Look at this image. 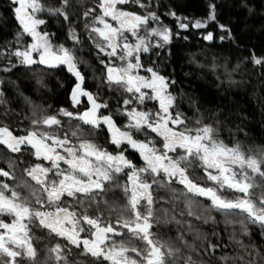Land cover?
Returning <instances> with one entry per match:
<instances>
[{
    "label": "snow or ice",
    "instance_id": "obj_1",
    "mask_svg": "<svg viewBox=\"0 0 264 264\" xmlns=\"http://www.w3.org/2000/svg\"><path fill=\"white\" fill-rule=\"evenodd\" d=\"M11 4L18 28L0 45V73L11 75L19 67L66 69L72 83L70 106L61 104L55 111L17 85V95L31 105L30 124L13 128L0 117V146L11 157L0 166V264H70L76 251L94 258L92 264H264V246L242 238L250 239L249 224L264 235V189L256 195V179L264 178V145L244 147L243 114L217 108L205 117L199 101L177 89L175 69L166 71L169 61L161 62L165 50L175 55L174 40H189L195 32L202 41L215 43L218 37L221 46L228 41L241 48L233 29L220 21L217 0H207L205 15L198 18L173 6L161 14V0H92L80 13L70 11L72 0H58V6L47 0ZM81 17L87 40L79 32ZM53 18L68 25L64 41L56 42L57 33L48 30ZM88 41L99 68L94 90L83 70L90 62L79 54ZM219 59L213 55L207 67L221 85L241 83L234 74L242 65L251 64L264 76V49L258 53L253 47L235 64L228 56L222 63ZM36 83L48 86L39 74ZM8 97L0 78V105H10ZM184 99L190 101L192 118ZM9 110L4 109L5 117ZM225 128L228 139L222 135ZM21 164L30 180L18 184ZM162 178L169 188L183 186L177 199L183 198L185 208L171 220L187 227L174 239L155 230L160 221L154 186L165 183ZM114 188L122 190V200L108 198ZM229 190L240 195H225ZM201 198L211 202L204 213ZM207 209L222 213L226 225L240 224L229 241L242 251L217 256L226 246L216 227L220 221ZM200 221L213 227L194 228ZM33 226L47 236L37 237ZM38 239L48 240L43 261Z\"/></svg>",
    "mask_w": 264,
    "mask_h": 264
},
{
    "label": "trees",
    "instance_id": "obj_2",
    "mask_svg": "<svg viewBox=\"0 0 264 264\" xmlns=\"http://www.w3.org/2000/svg\"><path fill=\"white\" fill-rule=\"evenodd\" d=\"M47 2L52 6H58V0H47ZM91 3V0H72L73 7L70 11L80 13L84 8L90 6ZM161 4V14L165 12L166 7L173 6L178 13L193 18L205 15V9L207 8V0H161ZM217 4L220 21L228 24L233 29L241 48L237 49L235 42L230 44L228 41H225L221 46L218 37L215 43L202 41L199 32L192 30L195 34L191 35L189 40L173 41V52L175 55L169 57L168 52L165 50L164 56L161 57V62L169 61L166 71L172 72L175 69L179 81L177 89L182 90L187 96H191L193 100H198L205 117L209 116L210 112L214 113L217 108L230 109L236 116L243 114L246 117L248 131L247 138L243 135L240 136L244 147L264 145V115H262L264 107L261 106V102L264 101V76L260 75V69H254L251 64L242 65L240 72L234 74V79L241 83L230 86L227 81L221 85L220 80L207 67L212 62L213 55L220 58L217 61L218 63H222L223 58L228 56L231 58L232 64H235L237 59H242L244 56L249 55L253 47L258 53L261 49H264V0H247V6H245V0H217ZM249 7L253 8L254 11L249 12ZM75 19L76 16L74 15L73 20ZM165 19L167 23H174L171 17H166ZM17 28L18 22L14 17L10 0H0V45H4L6 41L11 40ZM67 28V24L61 26L60 20L53 18L50 21L48 30L57 33L58 39L56 42H61L66 38ZM209 30L212 29L210 28ZM79 32L82 33V39L87 40L88 33L84 30L82 17L79 22ZM217 32H219L218 28ZM188 34L185 33V35ZM69 43L71 42L69 41ZM90 43L88 41L79 54L90 62L84 66L83 70L87 73L88 79L95 81L93 79L94 72L98 75L99 68L97 67L98 62L94 59L95 53H89L88 51ZM245 48L247 51L243 50ZM203 49H206V51H202ZM191 53H195V59L205 66L201 67L195 63L190 55ZM36 74L44 76L48 85L46 88L37 85ZM0 78L5 80V86L9 93L8 98L11 101L10 105H0V109L3 112L2 117L12 122L22 121L26 125L29 120L28 117L31 115V105L26 104L23 97L17 95V85L27 96L32 97L36 103L51 105L53 111L61 104L66 107L70 104L66 93L67 88L72 83V78L64 69L46 70L43 67L35 69L19 67L11 75L0 73ZM182 103L184 110L192 118L194 112L189 110L190 101L184 99ZM5 108L10 109L6 117L4 114ZM225 114L227 115L228 113L226 112ZM65 126H67V121H65ZM222 135L226 139L230 138L226 128ZM256 184V195L259 196L261 190L264 189V178L256 179ZM182 188L183 186L179 184H173L171 188L167 187L166 184L158 189L154 187V192L157 195L155 208L160 221L159 227L155 230L160 232L165 239H174L181 227L186 230V225L178 226L171 220L174 214L179 216V210L185 208L183 198L177 199ZM173 189L176 191L174 192ZM224 194L229 197L240 195L231 190ZM201 201L199 210L204 213L206 205L211 202L204 198H201ZM207 211L220 221L216 227L218 231L222 232L223 245L226 246L223 252H217V256L224 254L232 256L242 251L235 242L229 241L233 228L239 230L240 224L236 223L233 225L228 223L226 225V218L222 213L213 209H207ZM227 219L231 221L238 218L227 217ZM197 226L205 230H210L213 227L210 223L204 224L203 221L193 225L194 228ZM249 227L252 234L250 239L249 237H242L245 243H255L264 246V235L261 234L262 230L259 226L249 224ZM185 234L189 239H192L191 234L186 231ZM262 251H264V247H262ZM171 259L169 257V260ZM173 264H175V261H173Z\"/></svg>",
    "mask_w": 264,
    "mask_h": 264
},
{
    "label": "flooded vegetation",
    "instance_id": "obj_3",
    "mask_svg": "<svg viewBox=\"0 0 264 264\" xmlns=\"http://www.w3.org/2000/svg\"><path fill=\"white\" fill-rule=\"evenodd\" d=\"M87 1V0H86ZM11 2V0H10ZM92 2V0H91ZM69 46H71V43H69ZM66 71V69H64ZM67 73V71H66ZM69 74V73H68ZM70 75V74H69ZM87 83L90 87L93 88V90L95 89V86L96 84L98 83V80H91L90 78L87 80ZM71 86V85H70ZM70 86L67 88V93L70 91ZM106 91V90H105ZM66 93V97L67 99L70 101L68 95ZM71 103V102H70ZM68 106H70V104H68ZM2 110L0 109V117H2ZM7 122L13 127V128H17V127H21V126H28L30 124V120H28V122L26 123V125L24 123H22V121H16V122H12L8 119H6ZM17 154H11V156H15ZM10 155L8 153V151L6 150V148L4 146H0V166H6L7 165V161L8 159H10ZM25 159H34L32 157H28V156H25ZM25 167L24 164H21L19 167L16 168V177H17V183H21L23 180L25 179H28L30 180V178H27L26 175L24 174L23 172V168ZM124 179H126V177H122L119 181H117L118 184H123L124 182ZM165 180V183H161V184H158L157 186H154L156 189H158L159 187H162L163 185H165L167 182H166V178H162ZM23 191L25 192V194L27 195L29 193V189H23ZM108 198L110 200L112 199H115V200H122L123 199V193H122V190L120 188H114V189H111L108 193ZM33 231L35 233V235L37 237H40L41 235L43 236H47V233L46 232H43L41 231V229L33 226ZM132 239H136V238H132ZM138 243H142V242H139L137 241ZM48 243V240L45 239L43 241L41 240H37V244L40 246V251H41V261H43V258H44V252H45V245ZM70 264H92V261L94 258L90 257V256H87V255H84L82 252L80 251H76L74 253H70Z\"/></svg>",
    "mask_w": 264,
    "mask_h": 264
}]
</instances>
